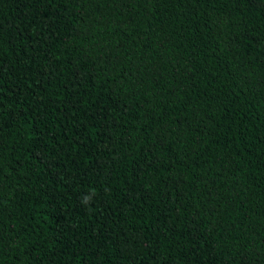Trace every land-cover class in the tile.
<instances>
[{"label":"trees","instance_id":"trees-1","mask_svg":"<svg viewBox=\"0 0 264 264\" xmlns=\"http://www.w3.org/2000/svg\"><path fill=\"white\" fill-rule=\"evenodd\" d=\"M0 264H264V0H0Z\"/></svg>","mask_w":264,"mask_h":264}]
</instances>
